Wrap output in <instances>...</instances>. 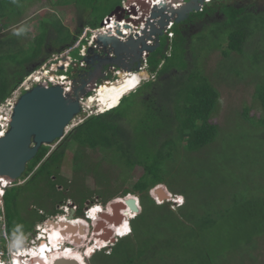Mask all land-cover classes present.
I'll list each match as a JSON object with an SVG mask.
<instances>
[{
  "label": "trees",
  "instance_id": "obj_1",
  "mask_svg": "<svg viewBox=\"0 0 264 264\" xmlns=\"http://www.w3.org/2000/svg\"><path fill=\"white\" fill-rule=\"evenodd\" d=\"M35 1L40 0H0V105L46 63L50 49L56 53L72 46L85 28H98L125 0H49L55 7L74 6L71 29L50 13L36 23L23 18ZM192 21L203 31L198 44L226 43L219 71L240 83L253 75L249 84L254 83L258 118L243 107L227 126L212 121L220 92L198 65L206 48L192 44L183 26ZM85 43L82 38L76 58ZM146 70L149 79L116 107L84 118L51 151L40 147L19 179L24 183L18 180L4 191L9 235L32 231L70 198L81 211L87 200L105 205L126 196L125 177H115L111 164L124 175L141 169L132 187L140 211L129 220L130 234L96 251L89 264H263L264 0H210L171 25L146 59ZM97 150L107 156L89 154ZM68 154L71 180L61 174ZM160 184L183 203H158L150 191ZM123 223L124 235L127 218ZM97 245L105 242L89 246L87 256Z\"/></svg>",
  "mask_w": 264,
  "mask_h": 264
},
{
  "label": "water",
  "instance_id": "obj_2",
  "mask_svg": "<svg viewBox=\"0 0 264 264\" xmlns=\"http://www.w3.org/2000/svg\"><path fill=\"white\" fill-rule=\"evenodd\" d=\"M208 0H161L150 4L147 0H125L100 22L98 33L93 37L92 45L87 46L81 58L83 68L77 63L71 64L72 86L64 91L61 85L36 84L24 91L13 103L8 127L0 135V179L16 182L24 173L30 160L42 145L58 143L69 131L72 121L81 113V99L89 97L105 72L139 70L142 64L160 45V38L171 30L170 25L186 20L190 13L200 11ZM129 15L125 17L123 15ZM114 18V31H107L106 24ZM119 21H124L120 25ZM121 28L128 33L121 32ZM63 61L69 58L62 57ZM62 70L63 66H59ZM103 70H105L103 72ZM100 85V84H99ZM6 188H4L5 190ZM157 200L167 201L171 193L164 185L153 188ZM110 213H101L94 231L97 238L114 242L111 225L117 226L124 218L136 215L140 211L139 199L126 195L110 203ZM127 215H129L127 217ZM74 218V210L66 216L67 221H52L54 226H65L67 233H75V225L69 222ZM80 226V225H79ZM80 233H84L78 228ZM82 231V232H81ZM80 241L79 237L74 239ZM53 264H80L76 259L61 257Z\"/></svg>",
  "mask_w": 264,
  "mask_h": 264
},
{
  "label": "rangeland",
  "instance_id": "obj_3",
  "mask_svg": "<svg viewBox=\"0 0 264 264\" xmlns=\"http://www.w3.org/2000/svg\"><path fill=\"white\" fill-rule=\"evenodd\" d=\"M47 13L53 14L54 19H57L59 22H61L63 26H67L66 28L71 29V28L74 27V23L72 24V22L75 21V15H76V10H75L74 6L73 5H69V6H64V7H55L49 2V0L35 1L26 10V13L23 16V18L25 16H28V17H30V21L29 22L36 23L35 21H36L37 17H40V16L45 15ZM13 28L16 29L15 26H13ZM87 31H88V28H85L84 32L79 37L78 41L82 37L85 36V32H87ZM200 31H202V30H199V28H196V27H194L192 29V31H190V38H191L192 44L194 46H196L197 49H198V46L202 47V48H206V49H204V51H201L202 52V56L197 59L198 65L203 70V73L210 78V80L213 82V84L216 86V88L220 92V102H219L217 111L212 116V121H216V122H218L221 125H223V122H224V126H227L228 124H230L229 120L232 119L233 117H235V116H233L234 113L236 111L243 110L242 109L243 107H247V108L250 109V113H249L250 116L258 118L261 115V110L259 108V104L257 103V101L254 99V96H253L254 88H255L254 87V83H250L249 84V82L252 80V76L253 75H251L249 73V75L247 76V79L245 80V83H248L249 85H245V83H243V82L240 83V82H238L236 80L234 81V78L231 77L232 75L228 74L226 71H222V70L219 71L217 65L219 64V61H221L223 59L222 50L226 46V43L222 41V45L220 47H218L217 44L212 46V47H208V42L206 44H204V46L201 45V44H198V40L197 39H198V37L201 34ZM30 33H31V36H33L34 33H32V32H30ZM197 34H199V36H197ZM78 41H76L73 44V46H75L78 43ZM75 47H79V46H75ZM84 48L80 47L79 49H80V51H82V50L85 51ZM52 50L50 49V54H51L50 58L42 66L46 65V66L49 67L51 59L55 55L60 53V52L53 53ZM65 50L66 49L61 50V53H62V51H65ZM70 55H71V57H73V58L75 57L76 58L77 57V48L73 52H71ZM47 70H49V68H47ZM70 70H72V69H70ZM136 72L138 74H140V75L141 74L143 75V76L141 75V81H140L139 85L142 84L143 81H146L147 79H149V75L148 74L146 75V72L144 70H140V71H136ZM213 72H215L216 74L212 75ZM119 78H120V76L118 74L116 76L114 75V76H111L110 78L105 79V81L113 82L115 80H118ZM20 94H22V93H20ZM20 94H17L16 99L19 97ZM6 100H8V98ZM86 100L87 99H85L83 101V103H84L83 104V106H84L83 110L72 121V123H71V125L69 127V130L72 127H74L75 125H77L78 123L82 122V119L86 118L88 115L93 114V113H100V111H98V107H97L95 102L92 103L91 105L87 106V104L85 105ZM11 109L12 108L9 107V105L7 104V101H5L4 103H2L0 105V115H1L0 120L2 122H6V120H8L6 118H7L8 115L10 116ZM4 119H6V120L4 121ZM233 126H235V125H232V128H233ZM6 128H7V126H6ZM1 132H3V130H1ZM55 145L56 144H53V145L50 146V151L55 147ZM69 154H68V157H67V163L63 166V168L61 170V174L67 180L68 179L71 180V178H72V172H71V168H70L71 155H69ZM89 154L91 156H93L94 158H96V159H100L103 156H107L106 154H104V153H102L101 151H98V150L96 152H89ZM111 166H112V169H114L113 171H114V176L115 177H118L120 173H121L120 174L121 177H125V187H126L127 190H129L128 194H130V195H128V194L127 195L128 196H136L137 197V193L135 191H133L132 187H133L134 182L136 181V179L140 175L141 169L140 168H134L131 172H128L127 175H124L122 172H120V170L118 168H116V167L114 168V166L110 164V167ZM24 181H25V179L24 180H19L18 183L19 184H23ZM90 183H91V185H93V180H91ZM152 190L150 191V195L156 199L155 194L153 193ZM92 198L94 199V201H97V197H96L95 194L92 196ZM113 200H110L105 205H102L104 211H107L110 208L109 207V203L111 201H113ZM156 201L158 203H161V200H157L156 199ZM167 201H170L171 203H173L172 198H168ZM95 203L99 204L100 202L98 203V202H92L90 200H87L83 207L89 208L90 206L94 205ZM69 204L72 206L73 210H75L76 207L78 206L77 204L74 203L73 199L70 198V199L66 200L65 203H61L60 204L61 206L59 205L60 207L58 206V208H61L63 210L64 206L65 205H69ZM30 205H31V203H29L28 207ZM32 207H34V206H32ZM82 208H81V210H82ZM95 210H99V208H94L93 213H96ZM81 214L82 213H80L79 216ZM128 216L129 215H127V217ZM55 217H56V215L51 216L49 219H54ZM79 218H81V217H79ZM92 218L96 219L98 221L99 216L97 215L96 218H94V217H92ZM79 220L81 222L80 221L77 222L80 225V226H78V228L82 230L83 226H81V225H85L86 228L84 229L85 232L81 233V235H80L81 236L80 241L78 242V240H77L76 243H73L69 239L68 236L66 237L67 234H64L62 237L61 236L58 237L57 234L61 235L60 230L61 231H63V230L58 228L57 225L56 226L53 225L52 228H49L45 224V223L48 222V220L46 222L44 221V222L41 223V226L46 228L45 229L46 230V232H45L46 234L48 232H51V233L54 234V236H56V238L53 241H51V243H53L54 245H57V244H59L60 239L66 238L68 240V242L72 243V245H74V247H75L74 250H70V248H68V247H67L66 250L61 248V249H58V251H55V249H54V251H55L54 253L51 250L49 251V250L46 249V251H45L46 255H51V254L54 255V257L51 259V263L52 264L54 263L55 259H58V258H61V257H65L67 259H76L78 262H80V264H86L84 262V258H86L87 256H84V254L82 252L86 253L87 247L89 245L90 246L92 245L91 237H92V234H93L92 233L93 222L92 221H87L86 222L84 219L83 220L79 219ZM48 225H51V224H48ZM115 227H116V229H115ZM115 227L113 228V230L116 231L115 235H123L122 231L125 229L124 223L122 222V223L118 224ZM75 228H77V226ZM0 230H1V225H0ZM99 233H101V231ZM19 237L21 238V240H23V238H24L23 235L19 236ZM70 237H71V239H76V234L72 233ZM95 238H96V240H94V243L95 242L99 243V241L100 242H105L104 240L98 239L97 236H95ZM11 239L13 240V239H15V237L11 236ZM66 243H67V241H66ZM42 244L44 245V243H42ZM105 245H106V243H105ZM97 247H99V246L97 245ZM54 248H57V246H55ZM99 249H101V248L95 249L91 253V255L94 254L96 251H100ZM263 254H264V247H263ZM55 255H56V258H55ZM24 262L27 264L30 261L26 260V258H25V260H23V263ZM32 262H34L33 258H32ZM263 264H264V256H263Z\"/></svg>",
  "mask_w": 264,
  "mask_h": 264
},
{
  "label": "built area",
  "instance_id": "obj_4",
  "mask_svg": "<svg viewBox=\"0 0 264 264\" xmlns=\"http://www.w3.org/2000/svg\"><path fill=\"white\" fill-rule=\"evenodd\" d=\"M150 4L154 5L159 3L161 0H147ZM156 1V2H154ZM210 0H208L209 2ZM129 17V16H128ZM112 19H110L111 21ZM120 25L124 24V21H119ZM108 26V23L106 24V28ZM171 27V25L169 26ZM99 30H102V28H95V29H88V31L91 33L90 37L87 39L88 44L92 43L93 37L98 33ZM127 30V29H125ZM121 32L123 33V30L121 29ZM168 32V31H167ZM166 32V33H167ZM112 34H115V31L113 30V32H111ZM128 31L124 34H127ZM169 36L171 35V33L168 34ZM86 38V32H85V36ZM79 42L75 45L78 46ZM72 46L68 49H66L65 51H63L62 53H59L57 55H55L50 62V66H40L38 69L33 70L31 73H29L27 76L24 77V79L21 81V83L19 84V86L12 92V95L8 98L7 104L9 105L10 108H12L13 103L16 100L17 94L22 93V91H26L28 89H30L31 87H33L36 84H41V85H45V86H49V85H61L64 91H69L71 86H72V82L73 79L71 77L70 74H68V68L69 66L74 63L75 60L71 59V57L69 56L70 51L75 47ZM84 48V47H83ZM79 54L81 56L85 55V51H79ZM68 57L69 61H63L62 57ZM77 64L79 66H84L83 61L79 60L77 61ZM59 66H63L62 72L58 73V71H60ZM47 68H49V70H47ZM81 104L83 105V101L81 100ZM7 123L4 127H2L3 133L5 132ZM3 133H0V135H3ZM7 180V179H6ZM0 225H1V230H0V264H4L3 262V257H7L10 258L13 261V258L17 256V254L19 253L20 249H18V244H19V240H12L11 236L9 235L8 231H7V226L5 223V219H4V212H3V204H2V197L4 194V188H6L7 186L11 185V183H4V178L0 179ZM172 201H173V206H179L183 203V198L181 196H173L172 197ZM72 209V206L69 205H65L64 209H63V217H65L69 211ZM47 224V223H45ZM40 231L42 230L41 227H37ZM39 231V232H40ZM40 235V234H38ZM41 236V235H40ZM24 240H27V237H24ZM15 249H16V253H15Z\"/></svg>",
  "mask_w": 264,
  "mask_h": 264
},
{
  "label": "clouds",
  "instance_id": "obj_5",
  "mask_svg": "<svg viewBox=\"0 0 264 264\" xmlns=\"http://www.w3.org/2000/svg\"><path fill=\"white\" fill-rule=\"evenodd\" d=\"M98 28H100V25H99V27ZM90 35H91V33H90ZM90 35H89V37H90ZM88 37V38H89ZM82 38H85V37H82ZM81 38V39H82ZM88 38H85L86 39V44H82L80 47L82 48V47H85L84 49H85V52H86V48H87V46H89V45H92L93 43H91V44H88V42H87V39ZM80 39V40H81ZM80 40L78 41L79 42V44H78V46L80 45ZM93 41V40H92ZM73 46V45H72ZM72 46H70V47H72ZM70 47H68V48H70ZM68 48H66V49H68ZM74 48H76V47H74ZM74 48L72 49V50H74ZM71 50V51H72ZM71 51H70V53H71ZM79 51H80V49H79ZM63 52V51H62ZM61 53V52H60ZM70 53H69V56L71 57V55H70ZM59 54V53H58ZM79 56H80V58H73V57H71V59H73V60H75L74 62L75 63H77V61H79V60H81V58L84 56H81L80 54H79ZM82 61V60H81ZM84 63V62H83ZM78 68H83V66H79L78 65ZM71 69V65L69 66V68H68V74H70L71 75V77H72V79L74 78L73 77V75L71 74V71L72 70H70ZM70 70V71H69ZM140 70H144L145 72H146V74H148V72H147V70H146V61H144V63L142 64V67L139 69V70H136V71H140ZM62 71V70H61ZM135 70H133V71H130V72H134V73H137ZM118 72H124V70L123 71H121V69H116L114 72H105V75H106V73H109V75H111V76H116V75H118ZM125 72H127V71H125ZM130 72H128V73H130ZM58 73H60V72H58ZM149 75V74H148ZM102 81H105V79H103ZM141 81V80H140ZM105 82H107V81H105ZM110 82V81H109ZM99 84H101V83H98V85ZM137 88V87H136ZM135 88V89H136ZM135 89H133V90H135ZM132 90V91H133ZM131 92V91H130ZM94 93V91L93 92H91V95ZM128 94V93H127ZM89 96H90V94H89ZM88 97H86V98H84V99H81L82 101H84L85 99H87ZM84 104V103H83ZM118 105V104H117ZM117 105H115V106H113V107H111V108H109V109H107V110H104V111H100V113H102V112H105V111H108V110H111V109H113L114 107H116ZM81 106H82V110H83V108H84V106L81 104ZM98 110H99V108H98ZM89 116V115H88ZM83 120V119H82ZM7 123H8V121H7ZM7 127H8V124H7ZM6 130V129H5ZM19 180V179H18ZM17 180V181H18ZM13 183H15V182H11V185H13ZM11 185H9V186H7L6 187V189L8 188V187H10ZM5 189V190H6ZM4 190V191H5ZM173 196H175V195H172L171 194V197L170 198H172ZM176 196H179V195H176ZM125 197V196H124ZM182 197V196H181ZM123 198V197H122ZM183 198V197H182ZM115 199H117V198H115ZM114 199V200H115ZM112 202V201H111ZM110 202V203H111ZM99 203V202H98ZM110 203H109V207H110ZM2 204H3V200H2ZM103 204H101V203H99V204H97V203H95L94 205H92V206H90L89 208H85L86 210L85 211H83L82 212V216L80 215V216H78V217H76V216H74V218L72 219V220H68L69 222H71L72 224H74L75 226H79V224L78 223H76V221L78 220V219H84L86 222L87 221H92L93 222V225H92V237H91V240H92V246L93 245H95V243H94V240H96V238H95V236L97 235V233H99V232H95L94 231V225L96 224V222H97V220L96 219H93L91 216H90V214L92 213V210H93V208H99V210H95L96 211V213H93L94 214V216L96 217L97 215L99 216V219H101V217H100V214L101 213H110V208L107 210V211H104L103 210V206H102ZM61 206V205H60ZM59 206V207H60ZM59 210H60V212L59 213H57L56 214V217L54 218V219H49L50 217H48V218H46L45 220H43L42 222H46L47 220H48V222H47V227H49V228H52V226L53 225H48V224H50L49 223V221L50 220H52V221H55V222H58V221H67L66 220V216L67 215H69V213L65 216V217H63V210L61 209V208H58ZM72 210V209H71ZM103 210V211H102ZM70 212V211H69ZM60 218H59V217ZM135 215H133V216H130V218L128 217L127 218V223H128V226H127V232H126V234H124V235H115V232L116 231H114L113 229H112V227H115L114 225H111L110 226V228L112 229V231H113V234H112V237L115 239V241L114 242H116L119 238H122V237H124V236H126V235H128V234H130V232H131V229H130V224H129V220L131 219V218H133ZM79 217H81V218H79ZM98 219V220H99ZM73 221V222H72ZM42 222H39V223H37L35 226H34V228H33V230H32V232H33V235L31 236V238H30V243L29 244H24L26 241L24 240V238H23V240H21V238L20 237H17L16 239L17 240H19V244H18V249H20V251H19V253L17 254V256L16 257H21L22 258V260H24V258H26L28 261H31L32 262V254L30 253V252H32L33 251V249H36L37 247H39V246H41V243L42 242H44L45 244H46V246H50L49 245V240H50V238H51V236H52V234H51V232H48L47 234L45 233L46 232V228H44V227H42L41 226V223ZM37 227H41L42 228V231H40ZM58 228H60V229H64L65 228V226H60V225H58ZM86 228V226L84 227V229ZM116 228V227H115ZM51 230V229H50ZM8 231V230H7ZM40 231V232H39ZM94 231V232H93ZM30 232L31 231H29V232H26L25 234H23V237H27V236H29L30 235ZM62 232H64V230L62 231ZM84 232H85V230H84ZM65 234L67 233V232H64ZM38 234H40V235H38ZM75 234H76V237H79V239L81 238V233L78 231V230H76V232H75ZM69 237V239L73 242V243H76V241L74 240V239H71V233H67V235H66V237ZM16 239H14V240H16ZM40 241V242H39ZM66 241H67V243H66ZM113 242V243H114ZM78 243V242H77ZM105 243H106V245H104V246H102L101 247V249H99V250H102V249H109L110 248V246L113 244L112 242H110L109 240L108 241H105ZM22 245H24V246H22ZM59 247H61V248H63L64 250H66L67 249V247L68 248H70V250H74L75 249V247H74V245H72V243H70V242H68V240L66 239V238H62V239H60V242H59ZM49 249V248H48ZM15 253H16V249H15ZM83 254H84V256H87V255H85V252H82ZM93 255V254H92ZM92 255H90V256H87L86 258H84V262L86 263V264H89V262H88V260L90 259V257L92 256ZM86 259V260H85ZM7 260H9L10 261V263L12 262V260L11 259H9V258H7ZM33 263V262H32ZM14 264H18L16 261H14ZM19 264H20V261H19Z\"/></svg>",
  "mask_w": 264,
  "mask_h": 264
},
{
  "label": "bare ground",
  "instance_id": "obj_6",
  "mask_svg": "<svg viewBox=\"0 0 264 264\" xmlns=\"http://www.w3.org/2000/svg\"><path fill=\"white\" fill-rule=\"evenodd\" d=\"M156 1H158V0H156ZM156 1H154V2H156ZM108 25H109V27L106 28L107 31L110 33L113 32V30H114V18H112V20L108 23ZM121 29L123 30V33L127 32V30H125L124 28H121ZM118 74L120 76V78L118 80H115L113 82L107 81V82H104V83L98 85L96 87V89L94 90V93L87 98L85 105L87 104V106H88V105H91L92 103L95 102L97 107L99 108L98 111H104V110H107V109L117 105L119 103L120 99L124 95H126L128 92L132 91L133 89H135L139 85L140 80H141V75H142V74L140 75V74L134 73V72L128 73L125 71L124 72H118ZM0 118H1V115H0ZM6 119L9 120V115L7 116ZM6 119H4V121ZM8 120H6V122ZM6 122H2L0 120V132L2 130V127H4L6 125ZM1 133H3V132H1ZM4 183H11V181H10V179L6 180V178H4ZM128 195H130V194H128ZM90 216H91V214H90ZM93 217L96 218L97 216L95 217L93 215ZM81 226H85V225H81ZM75 229L78 230V227ZM112 229H113V227H112ZM60 233H61V235L57 234L58 237L59 236L62 237L65 234L61 230H60ZM51 234H52V236L49 240L50 246H46V244L44 242H42V243H44V245L41 243V246L37 247L36 249H33V251L30 252L32 254V258L34 259V262L32 264H52L49 257L50 256L54 257V255L53 254L46 255L45 251H46V249L49 251L52 249V252L54 253V247L55 246L59 247V244L54 245L53 243H51V241H53L56 238V236H54L53 233H51ZM59 248H61V247H59ZM99 248H101V247H99ZM13 259H15V260H13L11 262V264H14V261H16L18 264H19V261H20V264H25V263H23V260L21 257H19V258L14 257Z\"/></svg>",
  "mask_w": 264,
  "mask_h": 264
},
{
  "label": "flooded vegetation",
  "instance_id": "obj_7",
  "mask_svg": "<svg viewBox=\"0 0 264 264\" xmlns=\"http://www.w3.org/2000/svg\"><path fill=\"white\" fill-rule=\"evenodd\" d=\"M125 15V17H128L129 15H127L126 13H124ZM198 24V22H195V21H192V22H188V23H184L183 24V26L184 27H186L187 29H188V31H192V29L194 28V27H196V25ZM109 27V25L107 26V28ZM105 70H103V72H104ZM112 75V74H111ZM111 75H109V73H106V75L105 76H103V77H100V81L101 80H103V79H107V78H110L111 77ZM85 208L86 207H83L82 208V210L80 211L79 210V207L77 206L76 207V209L74 210V216H76V217H78L79 216V214L80 213H82L84 210H85ZM94 210V209H93ZM81 216H82V214H81ZM67 234V233H66ZM33 235V232L31 231L30 232V235L29 236H27V240H26V242L24 243V244H29L30 243V238H31V236ZM17 237H15V239H16ZM18 239V238H17ZM16 239V240H17ZM40 242V241H39ZM22 246H24V245H22ZM90 246V245H89ZM87 247V251H86V253H85V255H87L88 254V252H89V250H91L90 249V247ZM56 251H58V249H61V248H59V247H57V248H54ZM51 251H52V249H51ZM55 252V251H54ZM56 257V256H55ZM50 258V260L53 258L52 256H50L49 257ZM10 259V258H9ZM13 260H15V259H13ZM24 260H25V258H24ZM27 260V259H26ZM3 262H4V264H11L10 263V261L9 260H7V257H3ZM25 263V262H24ZM26 264V263H25ZM27 264H32V262L30 261V262H28Z\"/></svg>",
  "mask_w": 264,
  "mask_h": 264
}]
</instances>
